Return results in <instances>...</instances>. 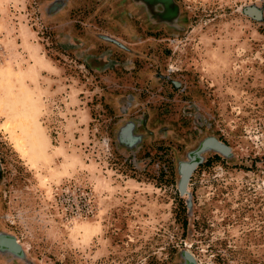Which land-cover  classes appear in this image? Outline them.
<instances>
[{"label":"rangeland","instance_id":"1","mask_svg":"<svg viewBox=\"0 0 264 264\" xmlns=\"http://www.w3.org/2000/svg\"><path fill=\"white\" fill-rule=\"evenodd\" d=\"M187 31L116 0H0V226L47 264H175L176 159L200 264H264V0H177ZM4 264V263H0Z\"/></svg>","mask_w":264,"mask_h":264},{"label":"water","instance_id":"2","mask_svg":"<svg viewBox=\"0 0 264 264\" xmlns=\"http://www.w3.org/2000/svg\"><path fill=\"white\" fill-rule=\"evenodd\" d=\"M122 9L144 19L152 28H166L174 33L187 31V19L181 4L177 0H116ZM213 155L230 162L235 160L234 149L218 136L207 134L197 144L176 159L177 188L180 197L185 200L187 208V239L184 247L178 252L175 264H200L192 253L195 204L191 180L196 170ZM3 180L0 162V182ZM0 263L4 264H47L35 260L25 249L17 235L0 226Z\"/></svg>","mask_w":264,"mask_h":264},{"label":"bare ground","instance_id":"3","mask_svg":"<svg viewBox=\"0 0 264 264\" xmlns=\"http://www.w3.org/2000/svg\"><path fill=\"white\" fill-rule=\"evenodd\" d=\"M211 154H214V153H210L209 155H211Z\"/></svg>","mask_w":264,"mask_h":264}]
</instances>
